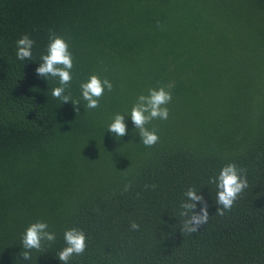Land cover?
Segmentation results:
<instances>
[{"label": "trees", "instance_id": "trees-1", "mask_svg": "<svg viewBox=\"0 0 264 264\" xmlns=\"http://www.w3.org/2000/svg\"><path fill=\"white\" fill-rule=\"evenodd\" d=\"M49 30L69 45L65 94L79 111L36 73ZM24 35L35 44L20 61ZM92 75L113 90L89 110L80 85ZM169 84V118L146 125L159 136L146 147L128 115ZM118 113L123 138L107 131ZM230 163L248 188L220 216L209 180ZM189 188L210 216L190 235ZM38 221L56 240L24 260ZM73 228L87 247L68 264H264V0H0V264H61Z\"/></svg>", "mask_w": 264, "mask_h": 264}, {"label": "clouds", "instance_id": "clouds-1", "mask_svg": "<svg viewBox=\"0 0 264 264\" xmlns=\"http://www.w3.org/2000/svg\"><path fill=\"white\" fill-rule=\"evenodd\" d=\"M159 26V25H158ZM35 41L28 35L22 36L17 41L16 57L20 61L30 60L32 58V49ZM42 63L36 69L39 77L53 78L58 81L59 86L51 91L54 99L60 100L63 104L71 102L76 111H79V100H73L70 94H65L72 81L71 70L73 69L72 54L69 51V45L55 32L49 30V45L47 54L41 57ZM173 85L169 84L167 89H149L147 95H140L137 102L133 105L130 116L131 121L137 130L141 143L146 147H153L159 141L155 129L149 130L146 125L155 119L167 120L169 118V109L167 105L172 100L170 89ZM81 96L86 102V108L96 109L99 107L100 99L103 97L105 89L111 92L113 84L107 78L101 80L97 75H92L86 82L81 83ZM109 133L117 138H123L127 135V125L125 116L116 114L112 122L108 125ZM209 183L215 184L217 188L215 203L218 206L217 215L223 216L225 211H230L235 201L248 188L247 170L239 168L235 163L225 165L218 176L209 180ZM131 185L125 186L128 191ZM147 187V186H146ZM153 188L155 185L152 186ZM139 195V194H138ZM185 200L180 204L179 216L184 218L181 225L182 234H194L201 230L207 224L210 216L208 203L202 195H198L195 188H189L185 192ZM201 207L196 211L197 205ZM139 225L131 223V229L139 230ZM49 225L46 222L38 221L31 224L24 232L21 238L23 251L20 256L24 260H31V253L43 251L45 243L49 245L56 240L55 233L48 231ZM65 247L57 253L61 264H68L74 256H82L86 250V235L80 229L66 230L64 233Z\"/></svg>", "mask_w": 264, "mask_h": 264}]
</instances>
